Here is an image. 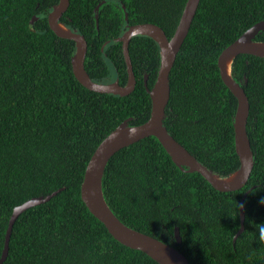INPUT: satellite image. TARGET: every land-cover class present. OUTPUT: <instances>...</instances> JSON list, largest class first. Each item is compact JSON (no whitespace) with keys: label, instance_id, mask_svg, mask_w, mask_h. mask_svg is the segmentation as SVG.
Returning <instances> with one entry per match:
<instances>
[{"label":"trees","instance_id":"16d2710c","mask_svg":"<svg viewBox=\"0 0 264 264\" xmlns=\"http://www.w3.org/2000/svg\"><path fill=\"white\" fill-rule=\"evenodd\" d=\"M59 2L0 0V258L14 208L61 189L18 217L3 264H159L116 240L90 212L81 188L99 144L125 120L140 125L150 118L145 78L152 89L160 45L148 35L132 38L137 84L131 94L90 90L74 74L76 42L50 27L48 15ZM186 3L71 0L61 21L86 37L85 67L94 81L119 79L126 85L123 43L116 39L129 25L144 22L161 26L171 38ZM34 16L39 18L32 23ZM262 20L264 0H201L170 74L164 124L221 177L237 171L241 161L235 139L238 99L222 79L219 56ZM255 40L264 42V30ZM232 73L250 101L247 132L254 168L245 186L218 190L200 172L178 166L155 136L118 151L103 176L104 196L115 215L175 247L191 264H264L259 238L264 226V57L239 54ZM248 190L245 230L234 241Z\"/></svg>","mask_w":264,"mask_h":264},{"label":"water","instance_id":"95a60500","mask_svg":"<svg viewBox=\"0 0 264 264\" xmlns=\"http://www.w3.org/2000/svg\"><path fill=\"white\" fill-rule=\"evenodd\" d=\"M70 1L71 0H60V2L55 5L53 10L49 13L48 21L50 27L58 36L72 39L76 42L77 49L72 58L74 74L77 79L90 90L100 93H113L121 96L131 94L135 90L137 84L130 55V42L132 38L137 35L151 36L159 43L161 48L160 69L157 80L152 89L148 87L147 77L145 78V85L147 86V90L152 99L150 118L148 121L140 125H130L129 121L131 119L125 120L99 144L86 168L81 188L82 199L90 212L103 222L112 236L122 244L132 249L143 251L159 264H191L188 257L175 247L148 234L135 230L123 223L115 215L105 199L103 191V176L108 162L118 151L140 141L141 139L155 136L166 148L173 161L178 166L185 171L200 172L218 190L233 191L245 186L249 181L254 168V152L247 132L250 101L243 86L234 79L232 67L235 58L239 54L245 53L264 57V48L257 46V44H264V42L255 40L257 34L264 30V20L256 23L245 31L237 40L226 47L219 56L218 63L222 79L238 99V109L235 120V139L236 150L241 161L240 168L227 176L230 177L238 173L236 181L232 184H223L219 182V178L225 179L227 177H221L218 174H215L212 170L201 163L185 146L170 134L168 128L164 124L166 108L171 95L170 74L177 56L189 34L201 0H187L179 24L171 38L168 37L161 26L151 22H144L129 25L123 35L116 39L123 43V51L129 73L126 85H121L119 79L109 83H100L91 78L85 67V60L88 52V41L86 37L77 30L71 29L61 21L63 14L70 6ZM101 4L102 2L99 3L96 10L99 9ZM125 7L126 6L124 5V8ZM128 17V13L126 12L127 20ZM38 18V16H34L31 22L35 23ZM229 60L231 62L230 70L228 68ZM175 154L178 155L179 158H177ZM250 190L245 193L242 199L240 207L241 227L235 235L234 241H236L245 230L246 214L244 203ZM60 191L61 189L56 190L47 196L33 197L14 208L7 229L0 264H3L9 255L10 239L14 224L18 217L29 208L51 200ZM98 196L101 197L104 207L99 205ZM175 236L179 242L182 241L180 229L178 227L175 230Z\"/></svg>","mask_w":264,"mask_h":264},{"label":"bare ground","instance_id":"6f19581e","mask_svg":"<svg viewBox=\"0 0 264 264\" xmlns=\"http://www.w3.org/2000/svg\"><path fill=\"white\" fill-rule=\"evenodd\" d=\"M257 46H261V47L264 48V44H263V43H261V44H257ZM230 65H231V62H230V60H229V63H228V68H229V70H230ZM175 155H176V154H175ZM176 157L179 158L178 155H176ZM237 177H238V173H236V174H234V175H232V176H230V177H227V178H225V179H221V178H219V182H221V183H223V184H232V183H234V182L236 181ZM98 203H99V205H101L102 207H104V206H103L104 203L102 202V199H101L100 196H98Z\"/></svg>","mask_w":264,"mask_h":264},{"label":"clouds","instance_id":"9594fccd","mask_svg":"<svg viewBox=\"0 0 264 264\" xmlns=\"http://www.w3.org/2000/svg\"><path fill=\"white\" fill-rule=\"evenodd\" d=\"M259 238L260 240L264 241V226H261L259 229Z\"/></svg>","mask_w":264,"mask_h":264}]
</instances>
